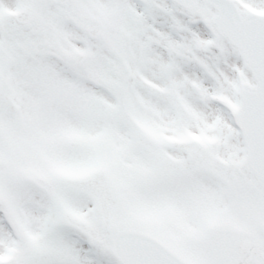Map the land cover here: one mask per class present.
Listing matches in <instances>:
<instances>
[{
  "label": "snow or ice",
  "instance_id": "1",
  "mask_svg": "<svg viewBox=\"0 0 264 264\" xmlns=\"http://www.w3.org/2000/svg\"><path fill=\"white\" fill-rule=\"evenodd\" d=\"M0 264H264V0H0Z\"/></svg>",
  "mask_w": 264,
  "mask_h": 264
}]
</instances>
